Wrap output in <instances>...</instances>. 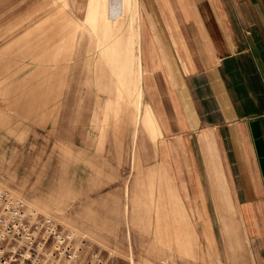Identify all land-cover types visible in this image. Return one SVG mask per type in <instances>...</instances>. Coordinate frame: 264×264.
I'll return each mask as SVG.
<instances>
[{
    "label": "rangeland",
    "instance_id": "rangeland-1",
    "mask_svg": "<svg viewBox=\"0 0 264 264\" xmlns=\"http://www.w3.org/2000/svg\"><path fill=\"white\" fill-rule=\"evenodd\" d=\"M125 2L111 16L107 0H0V193L82 237L81 264H252L232 213L220 261L148 185Z\"/></svg>",
    "mask_w": 264,
    "mask_h": 264
},
{
    "label": "crops",
    "instance_id": "crops-1",
    "mask_svg": "<svg viewBox=\"0 0 264 264\" xmlns=\"http://www.w3.org/2000/svg\"><path fill=\"white\" fill-rule=\"evenodd\" d=\"M124 2L107 0L111 16ZM130 8L140 113L155 130L148 185L158 203L178 205L220 261L232 213L250 261L264 264V0H131Z\"/></svg>",
    "mask_w": 264,
    "mask_h": 264
},
{
    "label": "built area",
    "instance_id": "built-area-1",
    "mask_svg": "<svg viewBox=\"0 0 264 264\" xmlns=\"http://www.w3.org/2000/svg\"><path fill=\"white\" fill-rule=\"evenodd\" d=\"M86 241L0 193V264H81Z\"/></svg>",
    "mask_w": 264,
    "mask_h": 264
}]
</instances>
